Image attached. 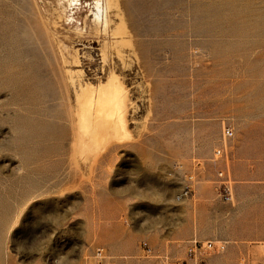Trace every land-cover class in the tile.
<instances>
[{
    "label": "rangeland",
    "instance_id": "rangeland-1",
    "mask_svg": "<svg viewBox=\"0 0 264 264\" xmlns=\"http://www.w3.org/2000/svg\"><path fill=\"white\" fill-rule=\"evenodd\" d=\"M112 77L127 135L94 156L78 97ZM193 239L264 264V0H0V264H165Z\"/></svg>",
    "mask_w": 264,
    "mask_h": 264
},
{
    "label": "bare ground",
    "instance_id": "bare-ground-1",
    "mask_svg": "<svg viewBox=\"0 0 264 264\" xmlns=\"http://www.w3.org/2000/svg\"><path fill=\"white\" fill-rule=\"evenodd\" d=\"M101 11L98 6V17H102ZM76 112L73 132L76 148L83 147L94 155L109 143L121 141L127 135L126 95L117 77H112L100 89L93 85L84 88L78 97ZM78 150L75 149V153Z\"/></svg>",
    "mask_w": 264,
    "mask_h": 264
},
{
    "label": "built area",
    "instance_id": "built-area-1",
    "mask_svg": "<svg viewBox=\"0 0 264 264\" xmlns=\"http://www.w3.org/2000/svg\"><path fill=\"white\" fill-rule=\"evenodd\" d=\"M223 140L232 137L234 130L231 126L223 127ZM224 147H219L216 150V155L223 152ZM220 176L224 175V171H220ZM184 186L181 193L178 195V199H183L192 194L196 182L195 171L186 173L184 176ZM222 195L226 200H232L233 192L230 179L223 181ZM145 245H147L145 243ZM225 248V244L222 241H200L197 239L190 240L186 251V258L184 259H170L167 255L164 256L165 264H206V254L212 250L222 251ZM85 264H114L112 261V255L108 249L104 246H96L93 249L91 255L86 259Z\"/></svg>",
    "mask_w": 264,
    "mask_h": 264
}]
</instances>
